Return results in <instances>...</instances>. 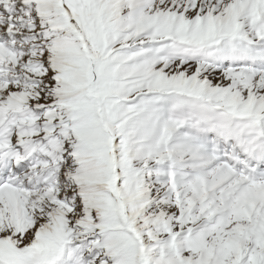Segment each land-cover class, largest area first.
Segmentation results:
<instances>
[{"label":"rangeland","instance_id":"1","mask_svg":"<svg viewBox=\"0 0 264 264\" xmlns=\"http://www.w3.org/2000/svg\"><path fill=\"white\" fill-rule=\"evenodd\" d=\"M14 137L0 238L30 263L264 264V0H0L2 154ZM187 207L216 226L174 241Z\"/></svg>","mask_w":264,"mask_h":264},{"label":"trees","instance_id":"2","mask_svg":"<svg viewBox=\"0 0 264 264\" xmlns=\"http://www.w3.org/2000/svg\"><path fill=\"white\" fill-rule=\"evenodd\" d=\"M115 101L121 102V100H120V98L118 96H115ZM196 104L198 105L197 102H196ZM197 108H199V106ZM164 170L165 169L162 167L161 173L164 172ZM159 171H160V169L157 172H159ZM150 175H151V173L147 171V172H144V174H142V176L140 177L141 187L143 189L145 188V186H144L145 185V180H147L148 179V176H150ZM219 206H220V204H215L212 207L208 208V209L213 210L215 212L214 214H212L213 217H215L216 213L219 212L218 210H216V208H218ZM189 208L190 207H187V209H185V211H183V213H181L182 214L181 217H180L181 219L179 220L180 221L179 225L181 226V231H177L176 230V238H173L174 241L176 239H178V240L180 239L181 240V237L184 236L185 232H188V234H191V235H197V236H199L200 233H204V231H205L204 228L201 225L203 224L204 221L205 222L208 221V218L207 217L211 216V214L204 213V210H201V213H200L199 211H197V209H195L193 207H191V210ZM227 218H228L227 219V222L222 221V222H224V225H226V226H228L230 224V222H231L230 221L231 220V217L228 216ZM193 219H195V220L191 222V220H193ZM211 220H212V218H211ZM215 226H213L209 230H206L205 232L206 233L210 232V230H212L213 228H215ZM218 226L219 225H217L216 228H218ZM221 226H223V224H221ZM245 226L246 225H244V227ZM206 233L203 235V238L202 239L207 244H210V243H212V241H209L211 239V234H206ZM235 233L237 234L236 237L231 236V237H229L227 239L228 241H229V239H231L233 241L235 240V243H234L235 248H237L241 242L248 241L250 238H252L254 236L252 233L249 232V230L247 229V227L243 228L242 226H240L237 229V231H235ZM218 236L215 237V235H214V237H213V242L214 243H216V239H217ZM242 236L244 237L243 240H236L238 238H241ZM224 237L226 238V235H224ZM171 240H172V238H171ZM232 247H233V245H232ZM238 264H239V261H238Z\"/></svg>","mask_w":264,"mask_h":264},{"label":"bare ground","instance_id":"3","mask_svg":"<svg viewBox=\"0 0 264 264\" xmlns=\"http://www.w3.org/2000/svg\"><path fill=\"white\" fill-rule=\"evenodd\" d=\"M62 12H63V14L65 15V17L68 15L66 12H65V10H64V8L61 6V8H59ZM63 24H64V22H63ZM60 78H62V77H60ZM20 139L18 138V137H14L13 138V140H12V143L7 147V150L5 151V153L4 154H2L3 152H1L0 151V174H1V170H2V167H4L5 165H6V158L8 157V155H10L11 153H13L14 151H15V149H14V145L15 144H17V143H20ZM5 161V162H4ZM19 163V160L16 158V160H14V162H13V166H16L17 164ZM12 166V167H13ZM13 170V169H12ZM112 170H115V168L114 169H112ZM14 172V171H13ZM115 172V171H114ZM10 173H12V171H10ZM15 174V173H14ZM113 174V173H112ZM115 174H116V172H115ZM117 176V175H116ZM114 178V177H113ZM114 179H116V178H114ZM9 188L10 187V185H9V183L8 182H5L3 179H2V176H0V195L1 196H4V194H3V188ZM8 243H10V244H12V245H14V246H16L12 241H10V240H8V239H6V238H4ZM142 244V243H141ZM28 245H32V244H28ZM24 246H27V244L26 245H23V247ZM44 250V249H43ZM28 248L26 247V249H24L23 248V250H22V255L21 256H19V258L17 259V260H14L13 262H12V264H25L26 262H27V258H26V253L28 254ZM47 252H48V254H47V256H50V255H53L54 253H52V252H50V251H48L47 250ZM46 256V255H45ZM28 257V256H27ZM52 257V256H51ZM14 258V257H13ZM29 258V257H28ZM59 258V257H58ZM30 260V259H29ZM5 261H9L8 259H6L5 258ZM43 262H45V260H43ZM44 264H52V262H46V263H44Z\"/></svg>","mask_w":264,"mask_h":264},{"label":"water","instance_id":"4","mask_svg":"<svg viewBox=\"0 0 264 264\" xmlns=\"http://www.w3.org/2000/svg\"><path fill=\"white\" fill-rule=\"evenodd\" d=\"M100 125L103 126V127L105 128V130L108 132V134H109L110 137H111V134L109 133L108 127H107V125L104 123L103 120H101ZM113 162H114V161L112 160V163H113ZM116 198L119 199V195L116 194Z\"/></svg>","mask_w":264,"mask_h":264}]
</instances>
